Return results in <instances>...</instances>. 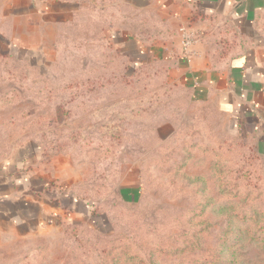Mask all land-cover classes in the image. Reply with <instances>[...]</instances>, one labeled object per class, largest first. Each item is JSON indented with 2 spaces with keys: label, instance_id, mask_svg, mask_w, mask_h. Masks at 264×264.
Instances as JSON below:
<instances>
[{
  "label": "rangeland",
  "instance_id": "obj_1",
  "mask_svg": "<svg viewBox=\"0 0 264 264\" xmlns=\"http://www.w3.org/2000/svg\"><path fill=\"white\" fill-rule=\"evenodd\" d=\"M24 1L0 0V52L36 63L42 58L39 68L53 84L71 80L105 43L87 40L94 30L84 21L87 11L80 16L84 28H60L57 42L40 43L37 32L29 37L36 42H18ZM258 25L264 37V10ZM152 77L156 92L144 90L137 105L129 101L134 95L121 97L112 85L98 97L77 98L56 129L34 126L47 107L0 81V95L15 102L0 101V157L29 141L44 152L46 140L57 137L63 148L44 154L65 153L60 158L79 174L72 189L88 207L76 208L81 220L57 229L0 235V264H264V156L213 104L173 86L168 70ZM138 108L141 117L121 122L120 143L97 129Z\"/></svg>",
  "mask_w": 264,
  "mask_h": 264
},
{
  "label": "crops",
  "instance_id": "obj_2",
  "mask_svg": "<svg viewBox=\"0 0 264 264\" xmlns=\"http://www.w3.org/2000/svg\"><path fill=\"white\" fill-rule=\"evenodd\" d=\"M21 8L18 42H36L29 39L36 32L40 43L57 42L60 28H84L80 16L87 11L84 21L94 29L93 34L87 30L89 42L100 39L97 27L101 40L122 52L132 67L166 64L170 82L213 104L264 156V37L257 23L264 0H25ZM100 10L107 11L101 20L94 16ZM33 17L38 23L29 22ZM180 26L199 34L187 57L177 34ZM0 54L29 63L46 77L39 68L42 58L36 63L10 51ZM94 63L93 57L82 68ZM63 154L48 156L29 141L0 157V235L42 232L82 219L76 208L87 210V203L72 189L79 174L68 158H60Z\"/></svg>",
  "mask_w": 264,
  "mask_h": 264
},
{
  "label": "trees",
  "instance_id": "obj_3",
  "mask_svg": "<svg viewBox=\"0 0 264 264\" xmlns=\"http://www.w3.org/2000/svg\"><path fill=\"white\" fill-rule=\"evenodd\" d=\"M97 1L100 4L104 2V0ZM106 15L107 11L103 12L102 10L94 14L95 18L100 20L105 18ZM98 38L102 39L103 37L99 35ZM76 46L78 45L76 44ZM98 48V52L93 56L95 60L94 64H91L87 68L84 66L78 75L58 85H54L47 77L42 76L35 66L15 60L6 54H0V81H10L19 88H22L29 94L28 99L31 103L38 108L47 107L48 110L45 113L40 112L32 120L34 126H40L44 129L45 127H49V125L54 128L59 123L69 119L71 115V104L75 103V100L80 97H87L88 99L98 97L102 92L100 90L101 87H108L105 89L108 91L113 85L114 88H118L116 90L113 89L114 93L119 92L121 97L123 95L126 96V92L130 97L134 95L129 101L137 105V101H141V97L144 96V90H148L151 93L156 92L155 86L158 82L152 76L157 74L158 77L160 73L165 74L168 70L166 64L158 62L150 64L143 63L136 67H131L129 61L122 53L111 49L106 43H103ZM153 65L160 66L155 72H150V68ZM149 76L150 82H148ZM173 86L176 87L177 84H173ZM9 91L14 96L20 97L19 89L10 88ZM99 91L100 94H98ZM6 95L4 93L0 95V101L5 103V107L15 103L12 98L9 99ZM78 103L84 105L83 99L79 100ZM127 115L141 117L142 112L138 108L130 110L129 113L119 114V117L115 120H109L99 124L97 129L101 131L100 133L104 137L109 139L114 134V137L118 138L120 143V140L124 138L120 124L122 121H125ZM68 137L73 139L74 135L71 133ZM104 137L102 138L106 139ZM56 138L54 140L53 138L46 140L44 144L45 153L50 151L52 152L51 154H56L63 148V144H59ZM87 201L89 202L90 200L87 199ZM89 204L92 207L96 205L92 201Z\"/></svg>",
  "mask_w": 264,
  "mask_h": 264
},
{
  "label": "built area",
  "instance_id": "obj_4",
  "mask_svg": "<svg viewBox=\"0 0 264 264\" xmlns=\"http://www.w3.org/2000/svg\"><path fill=\"white\" fill-rule=\"evenodd\" d=\"M183 56H190L192 46L199 40V34L188 26H180L177 29Z\"/></svg>",
  "mask_w": 264,
  "mask_h": 264
}]
</instances>
